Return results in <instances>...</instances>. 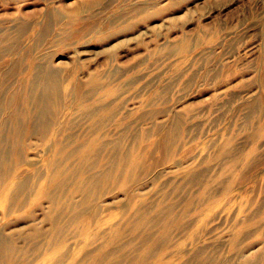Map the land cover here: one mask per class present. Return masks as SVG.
Instances as JSON below:
<instances>
[{"label":"rangeland","instance_id":"obj_1","mask_svg":"<svg viewBox=\"0 0 264 264\" xmlns=\"http://www.w3.org/2000/svg\"><path fill=\"white\" fill-rule=\"evenodd\" d=\"M21 25L14 85L31 60L64 76L57 138L18 147L21 205V180L0 193V232H42L27 264H264V0H0Z\"/></svg>","mask_w":264,"mask_h":264},{"label":"bare ground","instance_id":"obj_2","mask_svg":"<svg viewBox=\"0 0 264 264\" xmlns=\"http://www.w3.org/2000/svg\"><path fill=\"white\" fill-rule=\"evenodd\" d=\"M24 27L21 25L19 28V36L15 38L11 36L7 31L0 30V193L4 194L7 187L12 184L14 180H21L22 171L18 166L19 153L18 147H27V140L31 137L38 135L41 138H47L51 136L52 140L57 138V123L56 118H50L51 109L56 110L60 101V84L63 80V73L59 70L52 69L48 64H42L36 60H31L26 67L27 81H22L24 85L28 83L32 84L30 87L31 94L26 95L25 90L27 87L20 86L23 90L18 89L15 86V78L17 75L24 72V63L31 57L30 53L22 54L17 60L13 58L7 59V57L13 55L14 52L20 51L23 46V32ZM38 34V32H37ZM5 49L3 50V46ZM76 88V86H75ZM62 97V96H61ZM24 105L25 109H21ZM86 113L91 116L92 109L90 111L86 108ZM7 113L8 118H2L1 116ZM21 113L30 114L33 120L28 118H19ZM51 130V131H50ZM51 135H50V133ZM55 142V141H54ZM26 145V146H25ZM91 147L95 148L93 141L87 145L86 149ZM98 150V149H96ZM16 162V163H15ZM60 174L55 172L49 178L48 183V203L50 204L51 212L46 215L47 221L53 226L57 227V221L53 212L59 204V192L62 190L65 184L59 183ZM17 189L6 196V201L3 203L2 211L9 213L15 206H20V193L26 188L25 181H19ZM54 188V190H51ZM56 188V190H55ZM50 191V192H49ZM40 193V191H39ZM11 205H13L11 207ZM71 205L67 208L70 210ZM72 212V211H71ZM60 230V227L56 229L55 234ZM42 235L39 229H34L32 232L25 235L23 238L25 246L19 247L16 240L18 238L12 236H6L0 232V264H27L26 261L30 257L31 253L35 250L39 251L40 243L38 237ZM40 238V237H39ZM55 237H51L49 240L51 245L54 244ZM197 255V254H195ZM200 259V258H199ZM194 257L195 261H198ZM192 258L189 254L184 255L183 264H190ZM201 262V261H200ZM113 264V263H112ZM200 264V263H196Z\"/></svg>","mask_w":264,"mask_h":264}]
</instances>
